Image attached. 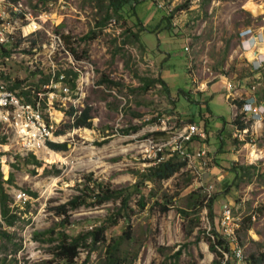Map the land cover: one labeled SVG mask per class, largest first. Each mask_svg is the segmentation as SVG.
<instances>
[{
    "label": "rangeland",
    "instance_id": "obj_1",
    "mask_svg": "<svg viewBox=\"0 0 264 264\" xmlns=\"http://www.w3.org/2000/svg\"><path fill=\"white\" fill-rule=\"evenodd\" d=\"M21 2L30 9L39 3L48 11L51 8L50 21L54 20L56 25L52 30L58 26L57 31H62L65 36L66 48L73 66L79 68L83 75V83L76 84L65 104L56 105L49 112L44 111L47 120L53 122L55 131L64 130L51 141L67 145L65 150H52L45 145L35 153L49 173H41L42 168L32 172L35 169L32 164L11 166L15 162L14 157L20 154V140L11 132L0 133L1 179L5 191L13 198V212L20 216L13 226L8 227L14 234L13 242H19L20 248L13 253V244L4 248L0 240V256L7 249L5 253H10L8 264H61L50 250L51 243L34 239V232L54 228L75 234L90 229L117 211L121 197L94 206L81 205L77 209H68L65 214H57V206L79 193L80 188L87 195V200H92L97 182L109 190L133 187L144 169L151 165L154 152L151 146L166 144L161 150L166 154L170 151L168 143L172 142L173 135L188 122L190 103L183 96L175 98L158 82L144 90L141 78L155 79L161 74L165 80L167 78L172 94H176L177 88L189 87L190 94L194 95L200 92V88L217 80L219 74L228 75L230 80L236 76H248L247 60L237 57L231 60L227 56L229 49L239 45L237 37L242 28L264 38V0H132L133 12L130 4L124 7L129 14L126 21L111 18L102 28L98 23L105 16L106 0H48L45 4L38 0ZM184 4L187 6L181 7ZM0 5L3 7L1 1ZM169 14H172V36L161 30L166 26L163 16ZM140 22L145 24L144 29L159 27L154 32L147 29L138 31L135 24L140 25ZM91 30L96 36L82 39ZM132 32H137L139 39ZM46 38L45 32L41 31L25 42L42 44ZM183 43L189 45L188 54ZM261 49L263 51L264 46ZM163 52H169L170 59ZM186 58L193 60L191 68H186L187 73L183 66ZM15 68L13 73L22 77L21 82L34 84L36 77L29 74V69L23 65ZM260 72L258 78L250 75L248 80L255 86L254 92L262 97L264 61ZM189 75L197 78L191 84ZM215 104L211 110L221 116L213 118L211 127L217 129L224 125L225 120H231L232 111L222 98H215ZM70 106L78 110L90 107V127L68 128L71 117L67 110ZM258 110L262 116L246 114L244 120H252L246 133L240 136L241 133L237 132V135L233 133L227 137L223 152L217 154L218 163L213 165L212 161L211 171L213 169L214 173L208 175V170L202 175L204 187H200V178L184 168L160 183L144 181L139 186L144 192L143 209L138 203V193L130 195L128 206L132 209L129 220L132 237L124 246L129 250L128 259L137 251L132 264H212L215 255L209 250L206 238L211 229L207 210L201 209L199 226L190 232L189 220L182 218L178 210L185 208L189 201L188 193L197 188L206 193L207 199L227 189L225 194L215 199L213 209L218 220L224 203L234 214L236 239L244 253V260L236 264H248L251 253H264V178L255 175L264 171V109L260 107ZM260 118L262 122L256 126L254 121ZM233 138L243 142L235 143ZM217 144L215 137L210 136L206 146L212 150L213 157ZM194 145L199 144L195 142ZM232 164L254 165L255 168L250 169L251 179L243 176L234 184L229 171ZM54 169L58 173L51 172ZM10 172L14 177L12 183L5 181ZM185 172L192 178L189 185L186 184L190 175ZM208 186H211L209 192L205 190ZM28 191L36 195L32 196ZM18 192H24L25 198L16 199ZM168 199V210L163 212L157 203ZM246 217H250V221L244 228L248 221L241 222ZM62 219L65 226L58 223ZM118 223L125 225L122 219ZM111 232L115 233L114 227L106 231L108 235ZM79 250L76 264H102V244L96 250L81 247ZM176 250L181 251L179 256L170 257Z\"/></svg>",
    "mask_w": 264,
    "mask_h": 264
},
{
    "label": "trees",
    "instance_id": "obj_2",
    "mask_svg": "<svg viewBox=\"0 0 264 264\" xmlns=\"http://www.w3.org/2000/svg\"><path fill=\"white\" fill-rule=\"evenodd\" d=\"M48 0H38V2H42L45 4ZM103 1V0H99ZM107 4L105 5V16L102 18V20L98 23V25H101L100 28H102L106 22L114 18V20H124L126 21V18L129 16L128 12L125 11V6L127 4L131 5V11L134 8V5H132V0H106ZM134 2H138V0H133ZM208 1V0H207ZM187 4H184L181 7H186ZM133 12V11H132ZM171 15H165L163 16V20L166 21V26H162L161 30H166L168 35L172 36V26L170 23ZM139 30L138 31H144L147 29L149 32H154L159 25H157L155 28H151L148 30V28H145V24L140 25L138 23L135 24ZM143 26V27H141ZM136 39H139V34L137 32H132ZM95 32L94 30H91L90 34H86L82 37V39H91L94 38ZM73 50V49H72ZM86 51L84 50V53ZM78 57V56H77ZM249 75H252L251 72L248 73ZM46 78L42 79L41 81H45ZM103 82H106L105 80H101ZM142 87L143 89H147L149 86L155 84L158 82L161 87H164V90L168 91L171 95H173L175 98L179 95L183 96L184 99L190 103L197 102L200 106H198L197 110H192V113H190V117L187 119L188 122L186 123H197L200 124L201 128L205 130L207 137L204 140H198L197 138H193L192 141H199L200 144H209V138L210 136H214L216 142L218 144L216 145L217 148L214 151V157H213V165H216L217 162V154L223 152L222 147L225 144V141H228L226 137L222 135V128L217 129H211L209 126V123L211 121V112L208 105L205 104L203 106V102L201 101H207L206 97L202 95V92H197V95L190 94L188 89L179 88L178 94H172L170 88H168L162 78V75L160 74L159 77L155 79H142ZM110 82V81H107ZM113 83V82H112ZM191 84V81H190ZM251 84V83H250ZM71 87H74V82H70ZM252 85V84H251ZM201 96L203 98L201 99ZM197 98V99H196ZM233 103L237 106V112L232 120V124L234 125V128L237 130L246 129L248 131L249 122L252 120L245 121V112L240 111L241 107L245 103V100H233ZM68 115L71 117V122L67 125L68 128L71 127H90V107L86 106L85 108L81 109L80 112H78V109L74 108L73 106H70L69 110H67ZM136 129V128H134ZM64 130H56V134L63 133ZM161 133V132H158ZM213 133V134H212ZM233 141L235 143H242L243 140L239 141L237 138H233ZM46 145L51 148L52 150H65L67 148V145L65 142L57 143L53 142L51 140L46 141ZM188 149H190L188 147ZM216 153V154H215ZM161 157V158H160ZM157 158H160L159 160H156ZM15 162L11 163V166H17L19 163L22 164V166H26L28 164H32L35 166V169L32 170V172H37L42 168L41 173H49L50 171L47 170L45 167H42L41 162L36 158V154L33 152H30L26 156H20L16 155L14 157ZM153 161L151 165L147 166L144 169V172L141 173V177L137 183L133 185V187H128L125 189H118V190H109L107 187H104V185L100 182H97L94 184L96 187L94 189V194L92 196V200H87V195L85 194L83 189H78V192L76 195H74L70 200L67 202L57 206V214L66 213L68 209H77L81 205L85 206H94L101 204L108 200H115L119 197H121L120 205L117 207V211H114L110 213L107 217L102 219L101 224L92 226L90 229H87L85 231H79L75 234H70L68 232H65L64 229L55 230L54 228H49L44 231H36L34 232V239L51 243V252L55 257L61 262V264H76V258L79 254V248H86L88 250H96L100 244L104 246V252H103V260L102 264H132V260L137 255V251H135L131 258L128 259L129 256V250L126 249L124 244H127V242L131 239V227L129 224L130 220V212L132 209L128 206V199L132 193H138L139 199L138 203L140 208H144L145 206V200L143 195V190L139 188L140 185L144 181H148L151 183H160L164 180H167L171 176H173L175 173L182 171L186 167V161L182 158V156L179 154L178 151H172L167 152L164 154L163 152L159 151L157 152V157L152 158L150 160ZM4 165V169H5ZM255 168L254 165H234L230 166L229 171L231 172L232 180L234 181V184H237V181L241 179L243 176H247L248 179H251L253 174H250V169ZM53 173H58L57 169H54L51 171ZM186 174L190 175L188 172H185ZM258 177L264 178V171L261 173H256ZM13 173H9L8 179L5 181L8 183L13 182ZM192 178L191 175L188 176L187 184L189 185ZM3 180L1 179V173H0V240L3 242V247L6 248L5 245L7 244H13V253H16L20 248L19 242H13V236L11 232H9L8 227L13 226L17 220L20 219V216L16 212H13V208L11 207V204L13 203V198L10 196L9 193H7L3 187ZM132 188V190H131ZM84 189H87L85 186ZM203 189V188H202ZM30 195L35 196V192H30ZM227 192V189L225 188L222 192L215 193L209 199H207L206 193H201V188L193 189L188 193L189 201L187 202L185 208H178L180 216L184 219L189 220L190 229L189 232L193 229V227H198L200 223V211L202 208H205L207 210V217L210 221V233L206 237L209 241V250L214 253L215 258L212 260V264H219L220 259L222 257V252L225 251L229 253V258L227 260V264H236V260L234 258V255L232 254L230 244L227 241L226 238H224L223 234L221 233L219 226H218V217L215 216L214 209H213V202L217 197H220L221 195L225 194ZM170 200H166V202H159L157 203L160 206V209L165 212L168 210L167 203H169ZM122 219L124 221V226L119 225L118 220ZM245 221H248V223L245 225L244 228H247L249 226L250 217H246L241 223L244 224ZM62 226H65L64 220L62 219L60 222H58ZM114 227L115 233L117 232V235H115L114 232H111L110 235L106 233V231L109 230V228ZM198 238V237H197ZM220 250H218V248ZM7 249H5V252ZM3 253L0 256V264H8L9 261H7V256L10 253ZM181 253L180 250H176L173 254L170 255V257L177 258L179 254ZM264 263V253H260L259 255H256L255 253H251L248 257V264H263ZM84 264V263H81Z\"/></svg>",
    "mask_w": 264,
    "mask_h": 264
},
{
    "label": "built area",
    "instance_id": "obj_3",
    "mask_svg": "<svg viewBox=\"0 0 264 264\" xmlns=\"http://www.w3.org/2000/svg\"><path fill=\"white\" fill-rule=\"evenodd\" d=\"M0 1L3 3V7L0 5L2 7L0 8V133L11 132L16 136L20 140L19 155L26 156L44 147L47 140L54 139L55 126L52 121L47 120L44 111L49 112L54 106L65 104L76 84L83 83V75L79 68L73 66L62 31H57L58 26L55 31L52 30L56 25L54 20L50 21V7L48 11L39 3L34 9H30L21 0ZM49 4L52 6V3ZM41 31L45 32L47 37L45 42L42 44L34 41L32 43L35 44L25 42ZM23 44L25 45L22 46ZM183 48L188 52L189 45L185 44ZM192 63L193 60L190 59L187 68H191ZM20 65L25 66L30 70L29 74L36 77L34 84L21 82L22 77L13 73L16 71L15 67ZM43 78L46 80L41 81ZM71 81L74 82L73 88L70 85ZM236 86H238L237 81L234 83L228 81L226 84L228 90ZM254 87L251 85L250 88L254 89ZM252 103L254 98L250 97L240 111L251 115L259 111L260 106H254ZM233 104L237 112V106ZM237 132L241 133V136L247 132V129H235L234 135H237ZM206 137L205 130L192 122L181 126L173 135L172 142L168 143L171 145L169 152L178 151L186 161L185 168L196 178H200V187H204L202 175L211 170L213 154L205 143L196 148H192L190 144L193 138L204 140ZM165 145L164 143L152 145L154 149L152 158H156L157 152ZM150 163L154 162L150 161ZM210 188L211 186H208L205 190L209 192ZM25 196L24 192H18L16 199L21 200ZM218 224L221 233L230 244L236 262L244 260L243 250L236 239L237 224L234 214L226 203L220 207ZM217 248L220 250L219 247ZM221 252L219 264H227L229 253Z\"/></svg>",
    "mask_w": 264,
    "mask_h": 264
},
{
    "label": "crops",
    "instance_id": "obj_4",
    "mask_svg": "<svg viewBox=\"0 0 264 264\" xmlns=\"http://www.w3.org/2000/svg\"><path fill=\"white\" fill-rule=\"evenodd\" d=\"M237 38L240 40V43H239V45L233 47L232 49H229V53H228L227 58L234 60L237 57L240 59L247 60L248 69L252 73L251 76H254V77L257 76V78H258V75H260V73H261L260 69H261V67L263 65V61H264V50L262 51V49H261L262 46H264V38H261V35L251 33V31L248 28H242L239 31ZM184 45H185V43H183V47H184ZM163 53L168 54L169 59H170V53L169 52L168 53L163 52ZM187 54H188V52H187ZM188 58H189V56H188ZM188 58H186L185 64L183 63L185 71L187 68L186 64L189 61ZM164 59L167 60L168 58L164 57ZM168 61H165V62H168ZM225 63H226V61H225ZM186 73H187V71H186ZM187 76H188V74H187ZM248 76H250V75H248ZM248 76H246V75L245 76H238V77L234 76L235 78L230 80L228 75L219 74L217 80H215L214 82L209 83L208 85H205L204 88L199 87L201 89L199 91L202 92V95L204 97H206V99H207L206 102L205 101H201V102H203V104H202L203 106H205V104L209 106L210 112L212 114V116L210 117L211 121L213 120L214 117H220L221 116L219 113L215 114L214 111H212L213 109L211 110V108H213V106L216 107L215 98H218V99L222 98L223 101L226 104H229V106L231 107V111H232L231 120L229 122H226V120H225L224 125H222V127H221V128H223L222 129V135L226 138L229 137L230 135H233V133H234V125L231 122H232L234 115L236 113V107L233 104V100L248 101V99L250 97H253L254 103H252V105L257 106V107L260 106L261 108L264 109V96L261 97L259 94H257V92H254V90L256 89L255 87H254V89L250 88L251 84L248 80L249 79ZM251 76H250V78H251ZM195 77H196V75L194 77H191V80L189 78V80H188L189 83H190V81H194L195 79H197ZM234 79H236V80H234ZM163 80H164L166 86L168 88H170L167 78H166V80L163 78ZM228 81L232 82V83L237 81L238 86L231 88V90H228L226 87V84ZM187 89H189V87ZM170 90H171V88H170ZM178 92H179V88H177L176 93L178 94ZM194 95H197V93H195ZM203 96H201V99L203 98ZM230 101H232V102H230ZM198 106H200V105L197 102L190 103V107H189L190 113H192V110H197ZM258 112H261V111L259 110V111L255 112V115L257 117L262 116V114H260ZM211 121L209 123V125H210L209 127L211 129H214L213 127H211ZM261 122H262L261 118L256 120V122L254 121L256 126L259 125V123H261ZM198 125L200 126V124H198ZM195 142L197 144H199L196 147H200L202 145L199 143V141L194 140L190 144L192 146V148H196L194 145ZM209 172L210 173L208 175H212L214 173L213 169H212V171L210 170ZM205 174H207V172L204 173V175Z\"/></svg>",
    "mask_w": 264,
    "mask_h": 264
}]
</instances>
